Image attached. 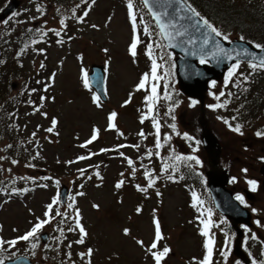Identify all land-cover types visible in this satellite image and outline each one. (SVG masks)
<instances>
[{"label": "rangeland", "instance_id": "obj_1", "mask_svg": "<svg viewBox=\"0 0 264 264\" xmlns=\"http://www.w3.org/2000/svg\"><path fill=\"white\" fill-rule=\"evenodd\" d=\"M78 1L41 0L40 2V0H22L21 7H27L31 3L28 8L32 9L31 12L26 13V16H24L22 15L24 9H20L21 12L12 15L6 20L7 23L0 21V27H5L7 24L14 26L10 35V44L13 43V39H16L18 43H22L26 36L33 35L38 30L44 33H48L53 28L57 30L56 32L65 31L58 37L59 45L51 43L46 47V43L41 42L30 49L33 45L28 43L26 47L22 48V51H26V57L21 58V61L15 57L16 67H13L17 72L21 69L36 71L42 60L46 58L45 52L47 50L48 68L56 66L58 70L52 85L57 100L54 103L48 101L45 108L48 110L46 118H42L39 114L30 117L27 135L33 140L32 136L40 138V140L32 142V145L37 146L38 149L34 152L37 154L38 159L36 164H25L18 161L9 166L6 164L7 154L4 152L3 160L0 163V174L4 178L23 176L31 179L45 178L48 177V168L52 172H56L55 170L60 171L57 173L60 184H71L76 175L74 170L86 166V163L78 157H83L81 153H85L84 148H82L83 140L94 132L92 131L94 124L100 125L102 131V137L95 142V148L101 144L112 145L115 143L114 132L106 124L107 111L116 112L117 110L119 112L118 121L121 123L122 129L132 130L137 134L140 127L134 107L132 106L131 111V108L125 109L119 104L126 96L134 93V88L139 84V74L132 58L127 56L126 43L130 38V31L122 0H92L89 4L90 21L74 24V38L69 40L66 35L68 32L64 30V24L65 22L76 23V19L72 17V14L76 11L74 4ZM257 3L259 4V0ZM36 4H38L39 11H35ZM62 20L64 21L63 24H61ZM93 25L96 27H93ZM243 29L250 36H262L258 33V31H261L258 28L244 26ZM41 36L38 42L43 39V34ZM10 55L11 53H9ZM104 61L109 62L111 66L110 77L107 78L111 95L106 102V107L102 109L100 106H96L89 93L81 88V82H84V79L81 78L84 72L86 74L90 70L92 63H102ZM249 69L250 65H241L236 74L239 76L258 75L255 81L251 83L252 87L264 84V82L257 84V79L262 78L264 74L256 69ZM235 75L231 79L236 78ZM141 98L142 95L139 94V90H136L134 102L141 104ZM190 101L185 96L182 101L183 105L180 108V120L185 127L192 130V132L197 131L198 124L200 126L199 120L201 121L203 117L206 118L211 124V128L219 134L222 140V151L224 153L233 152L231 156L234 160L225 159V162L231 161L233 167L231 169L229 166V168L232 172L239 173L243 177L245 174L239 172V168L241 165H248L255 169L254 173L260 175L259 165L248 161L249 158L245 157L238 149L240 138L224 129L222 118H225L226 114L215 110L214 112L209 111L204 116L201 114L199 104L192 105ZM258 118L264 120L262 115ZM53 119L56 120L55 126L52 124ZM40 125H42V129ZM46 126L52 127L53 131H45ZM34 133L35 135H33ZM191 137L193 139L188 140L187 143L193 151L199 152L196 158L200 163L197 164L195 160H190V162L199 165L203 171H206L209 164L205 149L203 151L201 145L196 143V141H199L198 137ZM181 150L183 151L185 148L182 147ZM137 152L143 155L146 152L145 146L139 148ZM109 156L115 159L114 163L107 167L103 184H97L99 180L91 176V183L87 184L83 190L73 191L71 201L64 206H60L59 213H66L65 218L71 216L74 219V217H77L78 210L80 225L87 233L84 237H88L85 245L78 244L75 241L74 245L65 249L70 261L63 264L74 263V251L80 253L81 259L86 264H153L149 242L155 234L156 221H159L163 235H166V241L172 246L169 249L174 250L168 258L161 261V264H184L186 257L197 252L202 253L200 246H202L203 240L195 234V227L192 222L193 209L191 210L188 204L187 190L182 185L169 182L146 188L147 180L142 177V170L138 168L130 170L126 163H124L125 166H123V163L122 165L116 163L126 161L122 155L121 157L116 154H110ZM222 157H224V154ZM143 161V165L149 164L148 167H152V156L150 159L145 158ZM143 161H139V165ZM43 163H45L44 166H42ZM121 169L124 171L125 178H127L126 174L130 170L131 179L135 185L116 190L114 188L115 174ZM133 169H135L134 174ZM42 185L43 183L39 179L33 186L21 187L28 188L25 189L26 191L21 190L15 194L7 190L6 192L3 191L4 189L0 186V239L5 242L9 240H17L18 242L17 238L21 233L24 232L25 235L29 229H32L35 219L42 215L45 205L53 201V192H56V182H51L46 186ZM137 186L142 187L138 188ZM141 189H150L148 200L143 199L145 191ZM258 199L259 205L264 204L260 196ZM140 201L143 204L137 207ZM135 208L139 212H135ZM63 216L58 215L53 220L52 228L54 225L57 227L58 235L55 234L53 240H47L48 244L41 243L42 241L38 235V243L35 244V248L32 247L31 238L27 240L29 244L25 246H22V243L19 242L15 244L16 247L14 245L9 247L8 243H4V245H7L6 248L12 249L11 252H14L16 256L24 254L23 252L29 249H36L43 254L44 249L46 261L39 254L37 257L33 256L35 252L30 251L28 252L30 255H26L36 258L41 264H53L49 256L50 253L53 259L63 255L61 249L65 242L63 237L66 236L64 235V225L67 223L63 220ZM76 226L75 222L73 227ZM125 229L128 230L127 233ZM53 230L55 229L53 228ZM72 235L78 238L81 237L76 229H73ZM13 236H16V238ZM140 240H142V244L138 243ZM52 248L55 249L51 250ZM89 249H92L91 255H88ZM59 252H61L60 255H58ZM3 258L5 259L6 256L2 257L0 255V260L3 261Z\"/></svg>", "mask_w": 264, "mask_h": 264}, {"label": "water", "instance_id": "obj_2", "mask_svg": "<svg viewBox=\"0 0 264 264\" xmlns=\"http://www.w3.org/2000/svg\"><path fill=\"white\" fill-rule=\"evenodd\" d=\"M145 4L152 15L153 13L160 15V22L170 25L167 31L173 33V37L168 39L162 35L171 50L182 54V56L177 58L179 83L181 88L192 96L203 98L208 79L212 76L218 77L220 73L223 74L237 61H251L256 63L264 61V47L258 49L249 42L241 39L228 42L221 36H216L210 28L203 24L200 16L196 17L189 13L188 6L190 5L184 0H147ZM18 5L19 2L17 0L11 1L9 6L1 14V18L15 11ZM165 13L167 14L165 15ZM153 17L155 18L154 15ZM176 30L184 34L177 36L175 35ZM205 39L208 41L206 44L204 43ZM221 49H223V52L220 51ZM199 58L210 60L214 67L210 69H215L213 70L215 73L210 75L205 65L198 64L197 60ZM203 74L204 80H199L203 77ZM90 78L99 93L104 94L103 66L94 64ZM205 136L213 146L216 141L214 136L210 133H207ZM213 161L217 163L218 159H213ZM208 176L214 198L217 204L221 205L219 202H222L221 199L225 197L227 192L225 189L227 178L225 175L222 176L215 171L208 172ZM65 192L66 189H64ZM4 264L32 263L26 257H19L15 260H8Z\"/></svg>", "mask_w": 264, "mask_h": 264}, {"label": "snow or ice", "instance_id": "obj_3", "mask_svg": "<svg viewBox=\"0 0 264 264\" xmlns=\"http://www.w3.org/2000/svg\"><path fill=\"white\" fill-rule=\"evenodd\" d=\"M145 2L147 3V0H145ZM131 7H132V5H131V3H129V8L131 9ZM188 11L193 16H196V17H199L200 16V13L197 12L194 8H191L190 6H188ZM166 14L167 13H165V15ZM85 15H87V12H85ZM153 15L155 16V18H156V20H157V22L159 24V28H160L161 34H163L168 39H171L173 37V33L167 31V29H168V27L170 25L160 22L161 17H160L159 14L153 13ZM131 19H132L133 25L135 27V20H136L135 15H132L131 16ZM201 19H202L203 24L206 25L208 28H210L211 31L213 33H215L216 36H221L222 35L221 32H219L215 27H213L209 23V21H207L206 19H203V18H201ZM80 20L82 21L83 20V17H80ZM7 22L8 21H4V23H7ZM63 23H64V21L62 20L61 21V24H63ZM198 23H199V21H198ZM93 27H96V26L93 25ZM172 27H174V26H172ZM52 31H55V30H52ZM59 34H60L59 32H56V35L59 36ZM183 34L184 33L181 32V31H179V30H176L175 31V35H177V36H182ZM223 38L225 40H227L228 39V36L227 35H224ZM138 42H139L138 39L134 38L132 44L130 45V52H131V54H132L133 57H135V55H136V47H137ZM207 42H208L207 39H205L204 43L206 44ZM256 47L257 48H261V47H264V46H261V45L257 44ZM151 49H152V45L149 44L148 45V55L149 56L152 55ZM220 51L223 52V49H221ZM228 58L230 59V57H228ZM201 63H205V60L203 58L201 59ZM40 67L41 68L44 67L43 63H41ZM158 67H159V65L156 63L155 60H153L152 61V79L153 80L159 79V77H157V75H156V72H157V68ZM250 67L253 70H255L257 67L264 68V61H261L259 65H257V64H250ZM238 68H239V61H237L235 64H233L232 67L229 69L228 76L225 78V83L226 84L228 83L229 79L236 74ZM147 79H148V74H145L144 77H142L140 83L137 85V90L143 89L145 87V81ZM244 79L246 80L247 77H244ZM84 83H85V86L88 85V80H87L86 77H85ZM213 84H215V82H213ZM32 91H35V89H33ZM223 95H224V93L221 92L220 93V96H223ZM167 98L170 99V97H167ZM155 99H156V88H155V86H153V88H152V95L149 96V97H146V100H149V101H153L154 102ZM217 99H219V96L217 97ZM99 100H100V97L99 96H96V95L93 96V101L95 103H97V105H99ZM129 102L130 101H125V104H127ZM196 103L197 102L195 100L192 101V105H195ZM225 103H227V102L225 101ZM224 106H225L224 104L209 105V107L214 108V109L215 108H219V107H224ZM150 110H151V105H150ZM171 111H172V109L170 108L169 109V113H166V114H171ZM42 114L43 115H47L46 113H42ZM116 116H117V113L116 112L113 111L112 113H110V115H109V128H115V124L113 123V121L115 120ZM145 118L146 117H143V116L141 117V122L142 123H143V120ZM171 119L173 121H175L176 118H175L174 115H172L171 116ZM152 123H153V127L155 128L156 136H157V141H156V145L155 146H156V148H160L161 147L160 138H159L160 137V124H159L158 120L155 118V116H153V118H152ZM225 123H228V122L225 121ZM52 124H53V126H55V124H56V120L55 119L52 120ZM169 127H171L172 129H175L176 128V125H175V123H172L171 125H169ZM229 127L231 128L232 131H234L236 133H240L241 135L243 134L241 132V126L239 124H237L235 127H232L231 125H229ZM46 131L52 132L53 131V128L50 127ZM97 132H98V130H94L93 135L91 136V138L88 141H86L85 145H82V146H87V144H90L94 140H96L97 139ZM33 135H35V133ZM139 135L143 136L144 133L141 132V133H139ZM183 135L188 140H192L193 139L187 133H184ZM256 135L257 136H262V135H264V133L257 132ZM165 139L166 140H169V139H171V137L170 136H166ZM196 143L198 144L199 141H196ZM119 147H124V145H121ZM132 147L139 148V145H132ZM102 151H104V150H102ZM121 155H123V153H121ZM147 155L148 156H151L152 155L151 150H149L147 152ZM157 155H159V153H157ZM86 158L87 157H78V159H86ZM0 159H2V158H0ZM176 159L195 160L197 164L200 163V161L195 156H188L186 158L176 157ZM262 159H264V158H262ZM12 163L15 164L16 161H12ZM69 163H71V162H69ZM128 164L129 165H132L133 164V161L131 159H129L128 160ZM80 171L83 172V170H80ZM243 171L246 172L247 170L244 169ZM134 173H135V169H133V174ZM145 176L146 177L150 176V173L146 171L145 172ZM169 179H171V177H169ZM56 183L58 184L59 181H56ZM122 183H123L122 181L120 183H118L117 184V187H120ZM154 183H155V180L154 179H150L149 180V183H148V187H151ZM249 184L251 185V190L252 191H256V181H249ZM137 187L139 188V186H137ZM141 190L146 191V189H141ZM157 194L159 195V193H157ZM193 198H194V200L197 199L196 194L194 192H193ZM236 199L239 200L241 203H244V198L242 196L237 195ZM56 203H57V199L54 198L53 199V202L50 203L49 205H47V209L49 211H51L52 208H53V205L56 204ZM69 207H71V205H69ZM94 207H95V205H94ZM253 211H256V210L253 209ZM209 213H210V210H209ZM48 215H49V212H46L45 213V216H48ZM57 215H66V213L61 214V213L57 212ZM78 216H79V212L77 210V217ZM49 222H50V219L38 220V222L33 226V228L30 231H28L25 235L18 237L17 239L18 240H29L30 238L35 237L36 234L38 233V231L45 224H47ZM202 224H203V229L201 230L202 235H204L205 237H209V229L213 226V222L211 221L210 216H209V219L208 220L202 221ZM76 225L79 228V232H80V236H81V239H79L78 241H76V243L83 244L84 243V239L83 238H84V236L87 235V233L85 232V229L83 228V226L80 225V222H79V219L78 218L76 219ZM155 229H156V231H155V240L151 244V246L149 248V251L151 252V255L153 256V258L155 260V264H161L162 259L170 252V249L167 246H165V247H163V249L161 251H152L153 249H156L157 248L158 242L162 238L161 237V231H160L159 221H156L155 222ZM69 230L71 231L73 229H69ZM127 231L128 230L125 229V232L126 233H127ZM225 237H226V239H225V250H221V253L220 254L223 257L224 261L227 262L231 249L229 247V240H228L227 234H225ZM250 238L253 239V240L257 239V237L255 236L254 233L251 235ZM247 239L248 238H246V241L245 242H247ZM4 243H8L9 245H15L17 243V240H12V241L5 242L2 239H0V246H2ZM138 243H141L142 244L143 242L142 241H138ZM213 245H214V239L213 238H209V239L206 240L205 245H204V247L206 249V255L204 256V259L202 261H200V264H213V261L211 259L212 255H213ZM32 247L35 248L36 245L33 244ZM91 253H92V249H89L88 250V255H91ZM0 264H3V261L2 260H0ZM252 264H257V261L256 260H253L252 261ZM261 264H264V262H261Z\"/></svg>", "mask_w": 264, "mask_h": 264}, {"label": "flooded vegetation", "instance_id": "obj_4", "mask_svg": "<svg viewBox=\"0 0 264 264\" xmlns=\"http://www.w3.org/2000/svg\"><path fill=\"white\" fill-rule=\"evenodd\" d=\"M216 83V82H215ZM210 95L207 96V101L209 100H213V98L210 97V99H208ZM260 115L264 116V113H262L260 111V109L257 111V113L255 114V117L252 118L251 120L245 121L243 123L238 121L237 117H230L229 119L231 120V125L232 127H235L237 124H239L241 126V132L243 133L242 135L240 133H236L234 131H232L230 128L227 127V125L223 126L225 130H227L228 132L235 134L236 136H238L240 138V142H239V146L238 149L241 150V152L244 154L245 157L249 158L248 161H251L253 164L255 165H259L258 166V170L261 168V164L263 162L264 159V135L262 136H257L256 133L257 132H261L264 133V120L258 118ZM258 118V119H257ZM200 126L202 123V120L200 121ZM203 127V125H202ZM214 130V129H213ZM188 132H192V130H189L188 128L185 127V125L181 122L180 117L178 119V121L176 122V128L173 129L172 131V143L171 146L169 148V154L172 158H176V157H182V158H186V153H189L190 150V145L189 143H187L188 139H186L184 137V133ZM215 133L217 134L221 146H222V150H223V144H222V140L219 136V134L215 131ZM193 134L196 135L197 131H193ZM182 147L185 148V150H181ZM203 149V148H202ZM204 151V149H203ZM206 152V151H205ZM232 151L229 153H224L222 151L221 153V157L224 154V157H222L224 159L229 158V159H233L232 155ZM203 156V155H202ZM234 160V159H233ZM226 164H229L231 166V168L233 167L231 161L225 162ZM171 169L174 171H179L182 172L184 174H188L190 171V168H175V167H171ZM254 168L250 167L249 171H248V176L249 178L252 180L254 178H257V180H259L262 184L263 178L260 175H257L256 173H254ZM238 177V176H237ZM231 188L234 191V193H238L240 196H242L244 198V200H246L248 202V207L252 210L253 208H259L261 210L264 211V204L259 205V199L258 197L260 196L261 199L263 200V192L261 193V189L258 191L257 194H255V198L253 195L251 194H246L245 191V187H242L238 181L233 180L231 183ZM253 223L250 227V236L254 233L256 237L262 238L263 240V250L261 255L259 256L258 260H260L261 262H264V215H260V214H254L253 213ZM258 222V223H257Z\"/></svg>", "mask_w": 264, "mask_h": 264}, {"label": "trees", "instance_id": "obj_5", "mask_svg": "<svg viewBox=\"0 0 264 264\" xmlns=\"http://www.w3.org/2000/svg\"><path fill=\"white\" fill-rule=\"evenodd\" d=\"M129 3V0H126ZM137 6L136 15L138 17H147L149 15L145 11L141 0H133ZM193 7L202 17L207 19L213 27H215L222 36L227 35L228 38L239 36L249 39L258 44H264V0H189ZM2 5V4H0ZM81 10L85 8V4H80ZM140 15V16H139ZM258 28L262 36H250L243 27ZM21 99L15 100V109H18V117L21 118L25 107ZM29 103V99L24 100ZM13 108V107H12ZM4 125H1V134L5 137L7 135V117L2 118ZM10 129V128H9Z\"/></svg>", "mask_w": 264, "mask_h": 264}]
</instances>
